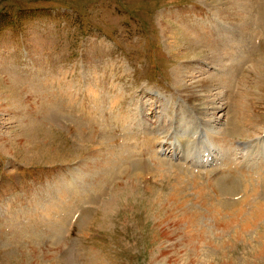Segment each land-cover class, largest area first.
I'll return each instance as SVG.
<instances>
[{
    "label": "rangeland",
    "instance_id": "374dc122",
    "mask_svg": "<svg viewBox=\"0 0 264 264\" xmlns=\"http://www.w3.org/2000/svg\"><path fill=\"white\" fill-rule=\"evenodd\" d=\"M263 161L264 0H0V264H264Z\"/></svg>",
    "mask_w": 264,
    "mask_h": 264
},
{
    "label": "bare ground",
    "instance_id": "6f19581e",
    "mask_svg": "<svg viewBox=\"0 0 264 264\" xmlns=\"http://www.w3.org/2000/svg\"><path fill=\"white\" fill-rule=\"evenodd\" d=\"M251 150H253V149L251 148ZM241 178H244V177H241ZM248 179H249V178H248ZM248 179H247V180H248ZM223 180H224V182H226L224 178H223ZM245 180H246V177H245ZM249 182H250V179H249ZM230 183H231V184H229V185L227 184L226 188L230 189V188H232V187L234 186V183H233V182H230ZM224 184H225V183H224ZM225 190H226V189H225ZM246 216H247V215H246Z\"/></svg>",
    "mask_w": 264,
    "mask_h": 264
}]
</instances>
